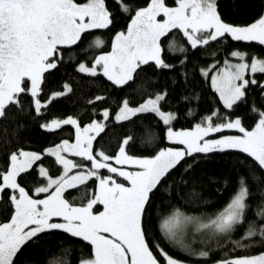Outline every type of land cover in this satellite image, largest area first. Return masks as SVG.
<instances>
[{"label": "snow or ice", "instance_id": "6c2138e0", "mask_svg": "<svg viewBox=\"0 0 264 264\" xmlns=\"http://www.w3.org/2000/svg\"><path fill=\"white\" fill-rule=\"evenodd\" d=\"M120 3L122 11H129L123 0ZM217 4L218 0H175L176 6L171 7L166 0H150L147 7L135 11L127 31L116 34L109 53L97 56L91 68L81 63L77 70L90 76H96L100 70L114 86L126 87L150 61L155 62L157 68L171 67L162 59L161 42L174 29L182 32L193 49L225 35H230L233 40L258 41L264 45V16L248 26H233L222 20ZM111 23L105 0H0V121L5 119L9 107L23 110L19 97L28 92L36 98L33 104L39 113L42 106L38 90L43 74L57 68L61 49L77 45L87 32L107 28ZM95 44L99 47L102 41L97 38ZM169 51L183 53L186 49L172 44ZM231 55L241 61L245 59V54L238 51ZM248 70L253 74H264V59L254 57L250 64L235 65L225 61L224 69L213 76V87L225 107L231 108L244 97L249 84L257 83L245 78ZM64 88L66 92L71 91L67 84ZM102 99L104 97L95 98L96 101ZM164 99L166 93L156 94L155 98L146 99L136 107L124 99L114 120L125 123L141 114H155L165 125H170L176 117L162 111L160 105ZM215 115L213 112L205 117L206 126L196 124L191 130L174 132L168 127L167 138L184 145L185 149H161L150 158L127 154L126 148L133 140L131 135L122 139L116 156L93 149L94 139L105 130L110 118L106 109L102 112L104 121H93L82 131L72 117L53 121L57 128L62 124L77 126V135L75 144L65 140L56 149L46 150V154H55L65 171L59 178L48 177L46 186L35 189L37 194L47 193L45 198L34 199L17 182L20 174L42 159L41 154L23 150L12 152L8 156L6 171H0V200H3L4 192L11 190L8 202L13 209L10 219L0 223V264H15L23 247L54 230H62L91 246L90 258L81 260V264H160L146 239L144 216L154 191L186 156L236 149L247 154L264 170V111L258 112L259 119L250 131L242 126L240 118L214 125L212 118ZM222 128L238 129L242 135L208 139L210 133ZM92 132L96 135H86ZM61 152H71L90 161L91 168L84 171L80 165L64 158ZM111 161L120 167L112 166ZM125 165L135 166L136 170H127ZM73 168L79 169L78 174L68 176ZM190 168L191 165L185 172ZM100 169H107L126 183L117 182L113 175L99 176ZM38 172L41 177L48 175L44 168ZM91 177H96L98 184L86 203L77 206L64 198L68 189L85 184ZM52 188L54 191H50ZM261 194L264 195V191ZM249 197L247 183L244 177H240L229 202L214 217L205 220L176 209L161 221V231L178 244L181 243L179 236L189 226L195 232L230 234L243 224ZM101 205L103 210L95 211ZM257 215L264 217V209ZM53 218H60L63 222H52ZM257 234L264 238V224L257 229L254 223H250L241 240L232 243L236 248H247L249 245L242 241ZM157 249L166 264H184L165 253L159 245ZM196 255L206 258L209 252L200 251ZM217 264H264V253L226 258Z\"/></svg>", "mask_w": 264, "mask_h": 264}, {"label": "trees", "instance_id": "16d2710c", "mask_svg": "<svg viewBox=\"0 0 264 264\" xmlns=\"http://www.w3.org/2000/svg\"><path fill=\"white\" fill-rule=\"evenodd\" d=\"M149 2L150 0H123V5H127L129 9L125 12L122 11L120 0H105L112 23L107 28L87 32L77 45L61 49L62 56L57 57V68L43 74L38 90V99L42 106L40 112L35 110L33 102L36 98L30 92L19 97L22 111L16 107L7 109L5 119L0 121V171H6L8 156L12 152L26 149L39 152L42 159L17 177V182L30 195L46 194L35 192L37 187L47 183V178L39 175L38 166H43L51 176L60 172V165L54 156L44 153L43 149L62 140L70 141L74 138V125L41 127L53 119L72 117L81 126L93 119H102V110L106 108L110 118L105 130L94 139L93 149L113 155L120 147L122 139L131 135L133 140L126 148L128 154L153 156L170 144L166 138L167 125L155 114H141L130 122H115L113 115L124 99L133 106L157 93H166V99L160 107L175 114L176 118L170 122L173 128L191 127L195 123L206 121L205 117L215 112L212 123L238 116L242 126L248 129L259 118L258 112L264 111V74H253L257 83L249 84L244 97L231 108L222 104L208 79V73L223 66L226 59L232 58L231 53L234 51H243L245 59L253 55L264 59V45L258 41H237L230 35H225L193 49L182 32L174 29L161 42L162 59L171 67L157 68L155 62L150 61L141 67L134 82L126 87L114 86L100 72L96 76H90L77 70V62H91L96 53L109 49L113 35L125 30L136 9ZM166 3L172 5L175 0H166ZM217 8L225 23L246 24L261 16L264 0H218ZM96 38L102 41L99 47L95 44ZM172 44L183 47L186 51H169ZM203 68H208L207 73ZM28 84L29 82L27 86ZM65 84L71 88L70 92H66ZM65 92L66 94L59 95ZM97 96L104 99L96 101ZM220 132L222 131L214 134ZM73 157L77 165H90V161L79 156ZM189 165L191 168L185 172ZM108 174L110 172L107 169L99 170L100 176ZM240 177H244L250 197L247 200L245 220L232 233L213 235L208 232H195L189 226L179 236L180 244L169 240L163 234L161 221L176 209L205 220L214 217L229 202ZM95 180L96 177H91L85 184L68 189L64 198L73 203L74 194H79L77 199L84 200L89 196V191L92 193L95 190ZM10 191L4 192L3 200H0V223L7 222L13 213L8 202ZM262 191L264 170L239 150H217L186 156L152 194L143 221L150 248L158 255L159 245L169 256L185 264H208L261 252L264 250V238L259 234L242 241L249 245L247 248H236L232 242L241 240L250 223H254L257 229L264 224V217L257 215L258 211L264 209ZM91 251V246L82 239L74 238L62 230H54L40 235L36 241L23 247L15 258V264H80L81 260L90 258ZM200 251L209 252V256L199 257L196 253Z\"/></svg>", "mask_w": 264, "mask_h": 264}, {"label": "rangeland", "instance_id": "374dc122", "mask_svg": "<svg viewBox=\"0 0 264 264\" xmlns=\"http://www.w3.org/2000/svg\"><path fill=\"white\" fill-rule=\"evenodd\" d=\"M167 5H168V6H171V7L176 6L175 3L172 4V5H169V4H167ZM147 6H148V4H147L146 6L139 7V8H137L136 10H138V9H140V8H143V7H147ZM134 15H135V12H134V14L132 15V17H133ZM261 16H264V8H263V12H262ZM261 16H260V17H261ZM132 17H131L130 20L128 21V25H129V23L131 22ZM260 17H258V18L255 19L254 21H252V22H250V23H246V24H230V23H228V24L233 25V26L244 27V26H248V25H250V24L256 22ZM128 25H127V27H126L125 30L118 31V32H126V31H127V28H128ZM118 32H116V33L113 35V38H112V41H111V44H110V48H109V49H107V50H105V51H99L98 53H96V55L94 56V59H93L91 62H86V61H84V60H81V61L77 62V64H76V68L78 69V66H79V64H81V63H85L87 67L91 68L92 65H93V62H94V60H95V58H96L97 56H99V55H103V54H106V53H109V52L111 51V48H112V42H113V39L115 38V36H116V34H117ZM96 39H97V38H96ZM96 39H95V41H96ZM100 41H101V40H100ZM238 52H240V51H238ZM240 53H244V52L242 51V52H240ZM254 57L259 58V59H263V58H261L259 55H253V56L250 57L249 59H244V61H241L238 57H234V56H232V58H228V59H226V61H227L229 64H232V65H235V64H238V63H242V62H247V63L250 64L251 61H252V59H253ZM224 67H225V64H224L223 66H221L219 69L211 70V71L208 73V79H209V82H210L212 88H213L215 91H216V89L213 87V82H212V80H213V76H216V75H217L222 69H224ZM203 70H204L205 73H207L208 68H203ZM97 72L102 73V71H100V70H97ZM102 74H103V73H102ZM245 78L248 79V80H253V79L255 80L254 75H253V73H251L250 70H248V71L245 72ZM28 82H29L28 87L30 88V81H28ZM216 92H217V91H216ZM157 94H163V93L160 92V93H157ZM217 94H218V96H219V98H220V95H219L218 92H217ZM149 98H155V95L152 96V97H149ZM149 98H147V99H149ZM145 100H146V99H145ZM145 100H144V101H145ZM220 100H221V99H220ZM144 101H143V102H144ZM143 102H141V103H143ZM221 102H222V101H221ZM139 104H140V103H139ZM139 104H137V105H133V106L130 105V106H132V107H136V106H138ZM222 104L224 105L223 102H222ZM120 106H121V105H120ZM120 106H119V107H120ZM224 106H225V105H224ZM105 109H106V108H105ZM105 109H103L102 112H103ZM106 110H108V109H106ZM118 110H119V108L116 110V112L114 113L113 117L116 116ZM108 111H109V110H108ZM162 111H164V110H162ZM164 112H165V113H172V112H170V111H164ZM208 116H210V115H207L206 117H208ZM237 118H239V117H238V116H235V117H232V118H228L227 120H224V121H222V122L213 123V124H214V125H216V124H222V123H226V122H228V121L235 120V119H237ZM64 119H67V118L53 119V120L49 121L48 123H44L43 125L46 126V127H44V128L55 127L56 125L53 123V121H63ZM103 119H104L103 116H102V119H93V120H91V121L85 123L84 125L79 126V128H80L81 131H82L83 128H84L85 126L90 125L93 121H96V122H102V121H104ZM258 119H259V118H258ZM258 119H257V121H258ZM257 121H256V122H257ZM256 122L254 123V125H253L252 127L248 128V129H246V130H249V131H250V130L255 126ZM196 124H202V125L206 126L207 121L200 122V123H195L193 126H191V127H187V128H173V127L171 126V124H170V125H167V126H166V138H167L168 127H171L172 130L175 132V131L191 130V129L194 128V126H195ZM234 130L239 131L238 129H235V128H233V129L222 128V129H221L222 132H220V133H216V134H214L215 132H214V133H210L209 136H208V139H213V140H214V139H222V138H224V137L240 136V135H242V133H240V132H236V131H234ZM76 135H77V126H76V131H75V134H74V138H73V140H70V141L67 140V141L69 142V144H75V143H76ZM86 135H96V133H95V132H92V133H88V134H86ZM167 140H168V142H169L170 144L166 145L165 147H163V148H161V149H169V148L174 149V150H182V149H185V146H184V145H181V144H179V143H176V142L170 141L168 138H167ZM63 141H65V140H62V141L59 142L58 144L49 145V146L45 147V148L43 149V152L46 153V150H49V149H56V146H57V145H60ZM120 146H121V145H120ZM119 148H120V147H119ZM119 148H118V150L116 151L115 154H113V155H109V154H107V155H109V156H116L117 153H118V151H119ZM161 149H160V150H161ZM160 150H159V151H160ZM23 151L35 152V153L39 154V152L34 151V150H28V149H26V150H23ZM60 154H61L64 158L69 159V160L73 161V163L76 164L75 159H74V157H73L74 154H72L71 152H61ZM105 154H106V153H105ZM127 154H128V153H127ZM51 155L54 156V158H55V160H56V156H55V154H51ZM128 155H130V154H128ZM74 156H75V155H74ZM130 156L135 157V158H150V157H152V156H145V155H130ZM153 156H154V155H153ZM56 161H57V160H56ZM111 163H112V166L120 167L119 165H116V164H115V161H111ZM58 164L60 165V172H59L57 175H54V176L49 175L48 172H47V170H46L43 166H38V170H39L40 168H44V169L46 170V172H47V174H48L47 176H45V177L47 178V182H48V177H51L52 179H56V178L61 177V176L64 174V171H65V170H64V166H63V164H61V163H59V162H58ZM124 167H125L127 170H130V171H131V170H136V169H135V166H132V165H125ZM81 168H82L84 171H87L88 169L91 168V163H90V165L81 166ZM78 172H79V169L73 168V169H71V171L68 173V176L77 175ZM110 175H113V176H114V174H112V173H110V174H108V175H106V176H110ZM99 176H100V175H99ZM104 176H105V175H104ZM114 178L117 179V182H120V183H126V182L123 180V178H122V179H119V178H117V177H115V176H114ZM120 178H121V177H120ZM97 184H98V179L96 178V180H95V189H96V187H97ZM46 185H47V183H46V184H43L42 186H39V187H43V186H46ZM37 188H38V187H37ZM50 191H54V188L50 189ZM91 194H92V193H90V191H89V196H88V197H90ZM46 195H47V193H46V194H43V195H40V196H34V195H31V196H32L34 199H36V198L43 199V198L46 197ZM74 195H75L74 198H73V200H74V202H73L74 205L79 206V205H81L82 203H86V202H87V198H88V197L85 198L84 200H82V198L77 199V197H78L79 194H74ZM102 210H103L102 205H101V206H98L97 208H95V211H97V212L102 211ZM52 222H63V221H62V219H60V218H53V221H52ZM1 223H4V222H1ZM178 239H179V238H178ZM151 250H152V249H151ZM152 251H153V250H152ZM261 253H264V250H262L261 252H259V253H257V254H254V255H259V254H261ZM153 254L157 256V259L159 260L160 264H166V261H165L164 256H162V255H160V254L157 255V254L155 253V251H153ZM254 255L251 254V255H242V256H254ZM177 260H178V259H177ZM178 261H180V260H178ZM218 261H221V260H217V261H214V262H212V263H208V264H217ZM80 264H81V262H80ZM184 264H185V263H184Z\"/></svg>", "mask_w": 264, "mask_h": 264}]
</instances>
